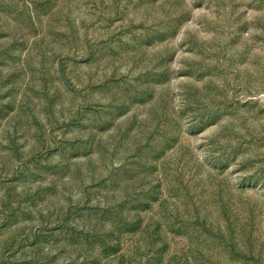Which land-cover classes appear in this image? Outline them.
<instances>
[{"label":"rangeland","instance_id":"374dc122","mask_svg":"<svg viewBox=\"0 0 264 264\" xmlns=\"http://www.w3.org/2000/svg\"><path fill=\"white\" fill-rule=\"evenodd\" d=\"M0 264H264V0H0Z\"/></svg>","mask_w":264,"mask_h":264}]
</instances>
